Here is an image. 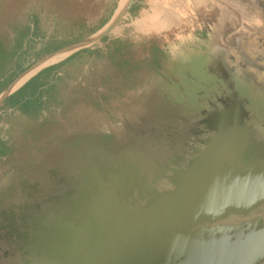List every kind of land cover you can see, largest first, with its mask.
Wrapping results in <instances>:
<instances>
[{"label": "water", "instance_id": "1", "mask_svg": "<svg viewBox=\"0 0 264 264\" xmlns=\"http://www.w3.org/2000/svg\"><path fill=\"white\" fill-rule=\"evenodd\" d=\"M247 1L251 5H239L237 10L240 32L234 23L225 26L224 8L196 5L195 10L199 14L206 10L210 20L217 11L215 24H220L222 36L203 44L202 38L191 35L195 33L191 29L177 37L179 43L162 44L170 73L156 84L160 112L147 121L145 129L152 123L158 127L183 121L184 115L192 113L188 93L202 99L201 105L206 103L213 89L200 81L215 77L214 70L205 69L217 62L224 70L241 62L244 71L248 64L253 75L247 78L241 72L240 80L250 82L253 114L240 96L236 97L241 101L238 110L225 103L209 114L206 127L215 130L216 136L203 141L207 148L187 168L174 170L175 175L168 177L173 189L159 190L158 176H151L143 164L128 163L118 170L100 163L87 166L78 187L58 197L49 213L39 206L7 224V235L21 256L18 264L264 263V0ZM132 2H123L120 13L96 34L42 56L20 73L0 94V111L44 69L110 33ZM162 12H156L158 18ZM253 18L258 21L249 26ZM173 25L165 22L161 27L169 30ZM230 56L235 57L234 63Z\"/></svg>", "mask_w": 264, "mask_h": 264}, {"label": "flooded vegetation", "instance_id": "2", "mask_svg": "<svg viewBox=\"0 0 264 264\" xmlns=\"http://www.w3.org/2000/svg\"><path fill=\"white\" fill-rule=\"evenodd\" d=\"M248 4L251 5L247 0H133L121 23L125 26L121 32L108 33L93 47L79 51L50 76L45 74L48 83L36 87L41 98L26 92L15 96L9 106L0 111V120L8 117L10 111H19L28 118L16 124L15 134L0 136V264L21 261L20 253L15 252V243L7 235V224L15 217L37 211L39 206L43 213H49L58 197L78 187L87 166L100 163L118 170L128 163L143 164L151 176H158L159 190L173 189L175 186L168 177L175 175L174 170L187 168L200 150L207 148L203 141L216 136L215 130L206 127L209 114L224 108L225 103H231L238 110L241 101L237 96L247 100L244 104L253 114L250 82L246 78L243 82L240 80L241 72L247 78L253 73L248 64H244L245 72L241 71V62L234 63L235 57L230 56L229 61L235 65L229 69L224 70L220 62L212 69L204 68L215 72L210 81H200V85L213 89L206 103L201 105L202 99L196 100L194 93H188L186 101L192 113L184 115L183 121L164 122L158 127L152 123L150 129H145L147 121L157 118L160 112L154 84L162 83L170 73L169 56L164 53L162 44H174L176 40L179 43L177 37H183L182 33L191 29H195L191 35H196L195 39L202 38L203 44L222 36L220 24H215L217 11L210 20L206 10L201 15L195 10L196 5L224 8L225 26L228 28L234 23L240 32L242 20L237 10L239 5ZM36 5H40V11L35 12ZM47 5L54 6L48 8ZM97 5L102 6L97 8ZM112 5L118 3L114 0H0V67L2 57L8 53L13 57L5 75L16 70L19 62L27 64L34 60L56 39L81 38V41L96 34L107 23ZM145 10L154 15L162 10L163 16L158 20H141ZM51 11L59 17L62 28L53 35L44 29L48 26L44 17ZM135 21H139V27L147 24L153 29L141 32L134 26ZM257 21L253 18L247 24L253 26ZM165 22L174 25L164 30L161 26ZM191 35L189 40H192ZM197 59L203 60L202 57ZM192 61L190 57V67ZM88 62L94 64L93 72L85 80L72 82L73 78L66 71L69 64L79 66ZM190 79L200 80L193 76ZM33 100L37 104L30 105ZM25 104L29 106L25 108ZM39 110L45 115L38 116ZM31 119L34 120L31 122ZM46 137L54 138L52 144L44 143ZM17 138L30 140V146L33 140L40 139L38 147L31 146L35 157L19 162L11 159L17 150ZM250 222L253 224L252 220Z\"/></svg>", "mask_w": 264, "mask_h": 264}, {"label": "rangeland", "instance_id": "3", "mask_svg": "<svg viewBox=\"0 0 264 264\" xmlns=\"http://www.w3.org/2000/svg\"><path fill=\"white\" fill-rule=\"evenodd\" d=\"M125 1H127V0H114V2H117L118 5H112V8L110 10V14L107 17V23L103 27H105L106 25H108L112 21V19L114 17H116L120 13V7H121L122 3L125 2ZM36 6L37 7L35 8V12H36V10L37 11H40L41 10L40 5H36ZM47 6H48V8H52V6H54V5H47ZM101 6L102 5H97V8H100ZM127 14H128V12L125 13V15H123L120 18L118 24L113 28L112 31H110V33L111 32L119 33V32L122 31V28H125V26H122L121 23H122V21L124 19H126ZM151 15H154V13H150L149 10H145V12L143 13V16H142L143 18L142 19L140 18V19L141 20H144L145 19V21H147V18H149ZM44 18L47 19V21H48V26L46 25V27H44V29L46 30V32L49 35L58 34V31L59 32L61 31L62 28L59 25V22H60L59 17L57 15H54V13H52V11L50 12V14L46 15ZM150 18L156 20L158 17H157V15H155V17L153 16V18L152 17H150ZM139 21H135L134 26H136L137 29L139 28L141 32H147V31H150V30L153 29L152 26H149L147 24H145V25L143 24L144 25L143 28L141 26L140 27L137 26L138 23H139ZM103 27H101V29ZM57 40L58 39H56L55 41H57ZM97 42H99V41H97ZM97 42L93 43L87 49L93 47L95 44H97ZM78 52L70 55L69 57H67L66 59H64L63 61H61V62H59V63H57L55 65H58V64H61L62 66L63 65H66L65 63L70 62L69 60L71 58H73V56H75ZM19 63H21V62H19ZM69 65L70 66H69V68H67L66 71H69V73L71 75V78H73L72 79V82L73 81H76V80L77 81H81V80L87 79L88 76H89V73L93 72L91 69H92V66H94V64L92 62H88V63H85L83 65H79V66L78 65L73 66L72 63L69 64ZM12 67H13V65H11V68ZM155 85L156 84H154V86ZM35 98H38V97H35ZM38 113H37L38 116L40 114H41L40 116H44L45 115L44 114V111H42L40 113V110H39ZM27 119L28 118L26 116L22 115L19 111H10L8 117H4L2 120H0V136L1 137L3 136V138H4V137H8V136H10L12 134H15L16 131H15L14 127L16 126V124L22 122L21 120H27ZM40 119H42V117H40ZM33 120L31 119L30 121L32 122ZM36 125H38V123H36ZM14 136H16V135H14ZM17 140H18L17 150L15 151L14 154H12L11 159H13L14 161H18L19 162V161H27L28 159H31L32 157H35L33 154H31V152L33 150V149L31 150V146L32 147L33 146L38 147L39 146V140L40 139H38L37 141L36 140H33L31 146H30V143H31L30 140L25 141V140H23V138H17ZM52 141H54V138H52V137L51 138L46 137L44 143H46L47 145L48 144L50 145V144H52ZM27 147H29V148H27Z\"/></svg>", "mask_w": 264, "mask_h": 264}, {"label": "trees", "instance_id": "4", "mask_svg": "<svg viewBox=\"0 0 264 264\" xmlns=\"http://www.w3.org/2000/svg\"><path fill=\"white\" fill-rule=\"evenodd\" d=\"M81 39V38H80ZM80 39L77 40H57L54 42H51L50 44H48L43 51H41L35 58L34 60H30V62H28L27 64H23V63H18L17 65V69L13 70L11 73H9L8 75H5L4 71H6L8 63L10 62V60H12V57L9 53L8 56L4 55L2 57V64L0 67V71H1V83H0V94L5 91L9 85L14 81V79L20 74L22 73L24 70H26L27 68H29L32 64H34L39 58H41L42 56L49 54L51 52H54L56 50L61 49L62 47H65L67 45H70L72 43H75L77 41H79ZM83 39V38H82ZM61 66V64L58 65H53L51 67H48L46 69H44L42 72H40L37 76L33 77L28 84L24 87V89H21L18 94L15 96H20V95H25L26 92H30L32 94V97H38L41 98V95H37V90L36 87L38 85H42L45 83H48V78L45 79V74H47V77L50 76V74L54 73L59 67ZM14 96V98H15ZM13 98V99H14ZM27 104V103H26ZM26 104L24 105L25 108H27L29 106V104L26 106ZM32 104H37V102L35 100H33L32 103H30V105Z\"/></svg>", "mask_w": 264, "mask_h": 264}]
</instances>
